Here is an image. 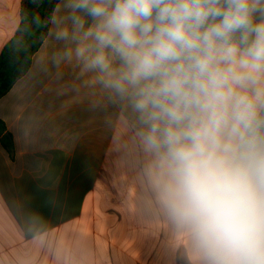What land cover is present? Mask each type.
Instances as JSON below:
<instances>
[{
    "label": "clouds",
    "instance_id": "clouds-1",
    "mask_svg": "<svg viewBox=\"0 0 264 264\" xmlns=\"http://www.w3.org/2000/svg\"><path fill=\"white\" fill-rule=\"evenodd\" d=\"M44 23L126 110L196 264H264V0H58Z\"/></svg>",
    "mask_w": 264,
    "mask_h": 264
},
{
    "label": "crops",
    "instance_id": "crops-1",
    "mask_svg": "<svg viewBox=\"0 0 264 264\" xmlns=\"http://www.w3.org/2000/svg\"><path fill=\"white\" fill-rule=\"evenodd\" d=\"M24 0H0V55ZM44 38L0 98V264H196L158 204L122 104Z\"/></svg>",
    "mask_w": 264,
    "mask_h": 264
},
{
    "label": "trees",
    "instance_id": "trees-1",
    "mask_svg": "<svg viewBox=\"0 0 264 264\" xmlns=\"http://www.w3.org/2000/svg\"><path fill=\"white\" fill-rule=\"evenodd\" d=\"M37 2L42 3L39 9H37ZM57 3L58 0H36V3L28 0L26 2L19 29L0 55V98L27 72L33 54L47 36L50 24L44 21L48 19ZM34 16H38L41 23L37 24L33 20ZM26 39L28 41L24 48L15 52L20 41ZM0 136L3 147L10 153V156H13V138L10 133H6V126L1 120Z\"/></svg>",
    "mask_w": 264,
    "mask_h": 264
},
{
    "label": "rangeland",
    "instance_id": "rangeland-1",
    "mask_svg": "<svg viewBox=\"0 0 264 264\" xmlns=\"http://www.w3.org/2000/svg\"><path fill=\"white\" fill-rule=\"evenodd\" d=\"M27 1H28V0H24V1H23V7L25 6V4H26ZM41 6H42V3L37 2V9L41 8ZM22 11H23V10H22ZM27 41H28L27 39H26V40H22V41H20V43L18 44V46H17L15 52H19V51H21V50L24 48V46L26 45Z\"/></svg>",
    "mask_w": 264,
    "mask_h": 264
}]
</instances>
